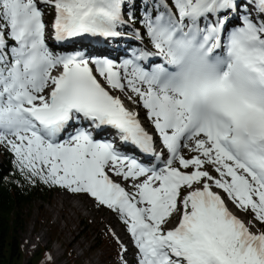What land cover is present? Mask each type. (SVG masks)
Returning <instances> with one entry per match:
<instances>
[{
  "label": "snow or ice",
  "instance_id": "1",
  "mask_svg": "<svg viewBox=\"0 0 264 264\" xmlns=\"http://www.w3.org/2000/svg\"><path fill=\"white\" fill-rule=\"evenodd\" d=\"M136 24L152 50L76 46ZM0 153L116 214L135 264H264L229 207L264 225V0H0Z\"/></svg>",
  "mask_w": 264,
  "mask_h": 264
},
{
  "label": "rangeland",
  "instance_id": "2",
  "mask_svg": "<svg viewBox=\"0 0 264 264\" xmlns=\"http://www.w3.org/2000/svg\"><path fill=\"white\" fill-rule=\"evenodd\" d=\"M45 19L46 23L50 24L52 17L46 15ZM134 28H130V33L126 34L127 38L123 40L152 50L147 40L141 44L136 39L132 31ZM52 35L49 28L46 32L47 42L53 41ZM108 54L116 57L112 49ZM113 95H120V98L136 111H145L137 104L130 102L124 95L115 92ZM145 116L141 119L142 122H145ZM181 154L186 158L189 155L186 149ZM120 183L127 191H131L128 188V182L120 181ZM63 199L67 203H63ZM233 213L243 218L245 222L252 220L255 226L251 227V231L264 230V225L255 221L251 216L245 218L244 212L235 210ZM24 214L27 217V225L20 233L23 264H27L31 258V264H47L46 255L51 264H121V257L116 258L113 253L115 248L117 249L116 237L120 238L127 249L131 247L124 255V259L128 264H135L136 250L125 231V226L118 220L116 214L107 208L97 206L86 195L70 194L65 190L56 192L48 202L38 201L28 207ZM100 233L106 234L108 245L100 244ZM111 233L115 234L113 235L115 242L109 238ZM124 240L127 241L124 242ZM118 246L120 247L119 244Z\"/></svg>",
  "mask_w": 264,
  "mask_h": 264
},
{
  "label": "trees",
  "instance_id": "3",
  "mask_svg": "<svg viewBox=\"0 0 264 264\" xmlns=\"http://www.w3.org/2000/svg\"><path fill=\"white\" fill-rule=\"evenodd\" d=\"M132 27L138 28L139 24ZM129 34L130 29H126ZM135 46L123 40L114 44V47L123 50ZM11 157L6 153H0V264H23L20 233L27 225V217L24 212L38 201L48 202L56 193L62 192L59 188H49L42 184H29L17 173L10 162ZM109 238L115 242L113 234ZM100 244L108 245L105 233H100ZM117 249L114 257L120 256V247L115 242ZM46 255V254H45ZM32 259V258H31ZM31 259L27 264H31ZM47 264H51L46 255Z\"/></svg>",
  "mask_w": 264,
  "mask_h": 264
},
{
  "label": "bare ground",
  "instance_id": "4",
  "mask_svg": "<svg viewBox=\"0 0 264 264\" xmlns=\"http://www.w3.org/2000/svg\"><path fill=\"white\" fill-rule=\"evenodd\" d=\"M46 20V19H45ZM48 32V31H47ZM48 34V33H47ZM49 36V35H48ZM50 45H52L53 47L55 46V44H54V41H51V42H48ZM110 43V42H109ZM89 48V47H88ZM149 48V47H148ZM109 56H110V54H109ZM111 57V56H110ZM111 58H113V59H117L116 57H111ZM55 72H56V70H53V75H55ZM123 100V102H124V104H125V106L129 109V110H133V111H136L135 109H133L130 105H128L126 102H125V100L124 99H122ZM139 113H140V115H139V119H140V121H141V123H142V125L145 127V129L147 130V131H149L150 133L152 132V128H151V126H150V124H149V122L145 119V122L143 121L142 122V118H143V116H145V111H139ZM120 145H118V147H119ZM125 151H128L129 153H131L129 150H128V148L126 147V148H123ZM114 179H117V178H114ZM117 182H120L118 179H117ZM125 183V182H124ZM121 185H122V183H121ZM63 203H67V201L65 200V199H63ZM76 207L78 206L77 204L75 205ZM229 207H230V210L233 212V211H235L236 209H235V207L233 206V205H231L230 203H229ZM249 216H251L252 217V214L250 213V212H248V213H245L244 214V217L245 218H248ZM240 219H242V221L246 224V226H249L250 227V230H251V225H249L248 224V222H245V220H243V218H241L240 216H238ZM253 218V217H252ZM127 240H124V242H126ZM128 245V244H127ZM129 247H130V245H129ZM131 249V247L130 248H128V250H130Z\"/></svg>",
  "mask_w": 264,
  "mask_h": 264
}]
</instances>
